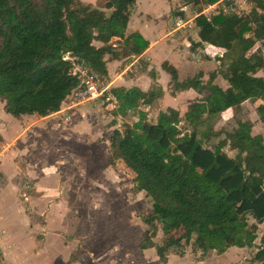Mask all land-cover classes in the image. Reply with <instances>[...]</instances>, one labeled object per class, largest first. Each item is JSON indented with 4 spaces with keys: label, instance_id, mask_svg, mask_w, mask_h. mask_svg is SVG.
<instances>
[{
    "label": "trees",
    "instance_id": "obj_1",
    "mask_svg": "<svg viewBox=\"0 0 264 264\" xmlns=\"http://www.w3.org/2000/svg\"><path fill=\"white\" fill-rule=\"evenodd\" d=\"M219 1L180 0L197 14ZM249 2V11L242 16L221 10L194 18L200 43L225 52L239 49L234 59L216 58L227 89L210 81L202 85L200 75L178 82L176 69L161 64L173 89L207 91L206 97L187 105L182 121L188 131L178 127L177 111L168 109L156 123L139 111L136 122L110 133L111 161L128 175L131 190L143 192L150 201L139 248L154 246L152 239L160 226L167 236L155 248L161 262L181 232L196 231V248L202 255H220L231 247H251L257 239L256 225L264 223L263 138L251 134L250 121L238 122L210 147L206 143L218 132L201 129L206 119L264 95V57L256 61L247 57L256 44L264 50V0ZM134 4L135 0H96L93 5L82 0H0V99L5 113L19 118L59 111L79 82L71 74L72 62L63 59L66 54L102 81L107 77L106 56L142 54L148 43L137 33L126 34ZM109 92L119 116L151 104L162 94L154 84L146 93L122 87ZM115 126L113 122L111 127ZM226 146L236 152L234 157L223 151ZM251 262L264 264V231Z\"/></svg>",
    "mask_w": 264,
    "mask_h": 264
},
{
    "label": "crops",
    "instance_id": "obj_2",
    "mask_svg": "<svg viewBox=\"0 0 264 264\" xmlns=\"http://www.w3.org/2000/svg\"><path fill=\"white\" fill-rule=\"evenodd\" d=\"M88 3L93 4V2ZM175 8H178L177 15L171 13ZM186 9L187 6H183L180 0H161L154 3L153 1H146L143 6L142 3L135 0L129 16L126 34H139L148 43V47L138 56L121 59L105 57L107 60V77L102 83L104 92L96 100L112 101L115 104L114 106L117 107L115 99L109 92L112 88H136L146 93L154 84L162 93L161 96L154 99L151 104H142L138 108L128 111L136 110L137 114L139 111L144 112L146 119L150 123H156L147 118L149 116L148 111L151 109L159 110L162 113L167 112L168 109H173L183 119L187 105L192 101H199L206 97L207 91L204 90L199 93L191 88L173 89L169 74L162 69L161 64L163 62L169 63L176 69L178 82L200 75L199 80L202 85H206L210 81L213 85L223 90L228 88V83L221 76L219 62L216 60L217 57L223 56L224 50L206 43H200L199 38L181 35L180 29L177 30L175 28L174 22L177 18L181 17L182 19L184 17ZM194 18L195 16L191 20H194ZM262 52L264 53V50ZM251 53L248 52L247 57H250ZM261 103L264 104V95L251 104L258 106ZM73 107L74 104L67 106L65 109L61 108L56 113L46 117L37 115L19 117L23 118L24 121H34L35 116H37L41 122L51 123L50 133L52 135L50 134L51 137L45 140V142L48 141V147L46 145L42 148L37 146V150L39 149L40 151H37L35 155L33 154V160H29L27 164L26 174L30 177V181H26L25 184L29 183V189H26L24 184L22 187L23 191L19 190L17 185L9 181V177L13 174L16 167L15 159L18 152L13 150V153L5 161L3 170L0 166L3 180H6L5 182H0V220L4 219V225H2L0 230V250L5 264H111L110 262L114 263L116 260H130L128 258L109 259L108 245L87 239L92 234L90 220L93 191L92 180L84 178L85 181L80 183L69 175L70 169L73 170L75 168L72 165L75 156L84 157L89 165L95 164L99 166L102 164L101 161L104 154L101 155L98 149L100 144L103 150L102 153H105V160H109L108 146L110 135L106 136L102 142H98L95 139L99 136V131L92 137L87 136L85 141L87 143L85 147L86 156L70 154L67 156L68 159L60 156L62 161L55 162L54 160V156L57 154L55 150L58 149L62 140L68 141L67 138L71 140V133H68V131H71V127L76 124L73 123L74 120L75 122H78V120L84 121L80 117H73L68 120V117H70L69 113H71L69 111H72ZM225 111L231 112L233 110L227 109ZM2 112L7 128L4 125H0V132L5 128L4 139L6 137L10 139L19 130L16 124L19 118L13 117L14 119H9L4 113L5 111L2 110ZM57 118H63L64 121L63 128L59 132L62 134L61 136H58L56 132L55 123ZM13 122L15 124L14 128L11 127ZM182 122L180 120V124ZM44 128L46 127L43 126ZM20 137L21 135L18 139ZM23 153L19 152V154ZM48 154L52 157L51 162H45V157ZM43 159L44 163L48 165L47 167L44 166L43 162L39 163ZM60 166L67 167V183L63 185L62 178L59 176ZM32 167H35L34 171ZM102 178L98 179L100 186L105 184L104 180L106 178ZM53 186L55 190H53ZM50 189L54 192H50ZM18 190L22 191V193H19ZM31 190L35 191V197L29 194ZM73 194L76 199H74ZM69 198L74 199L75 210L69 209ZM80 206H82V209H78ZM78 213H80V217ZM76 219L79 220L83 227L79 231L74 232L66 230V227ZM87 225L88 229L85 230ZM66 234L82 235L83 240L80 241L82 238L78 237V239L73 238L67 242L64 239ZM112 250H116V247ZM227 251L220 255H226ZM209 253L212 252H208L204 256L206 257ZM214 254L216 253L214 252Z\"/></svg>",
    "mask_w": 264,
    "mask_h": 264
},
{
    "label": "rangeland",
    "instance_id": "obj_3",
    "mask_svg": "<svg viewBox=\"0 0 264 264\" xmlns=\"http://www.w3.org/2000/svg\"><path fill=\"white\" fill-rule=\"evenodd\" d=\"M82 1L84 3L93 2V4L96 2V0ZM138 1L142 3L143 6V3L146 1H153L154 3L155 1L161 0ZM240 7H242V5L237 7V9H242ZM249 9L250 6L248 7V11ZM243 11L247 12L245 9ZM171 13H173V15H177L178 8H175ZM195 14H197V11L191 6H187L182 20H191ZM192 24L194 25V20H192ZM195 31V26L192 28L185 27L179 30L181 35H190L198 39ZM238 51L239 49L237 47L229 52L224 51L223 57L234 59L238 55ZM262 51L263 50L260 45L256 44L249 51V53L252 52L250 55V60L256 61L261 59L264 54ZM256 57L258 58L255 59ZM219 70L222 71V68L219 67ZM221 73L222 72H220V74ZM101 82L103 83L104 80H101ZM71 96L73 95L70 94L65 99V101L61 104L60 109H65L67 106H72V103L75 102L72 111H69L71 113H69L70 117H68V120L72 119L73 117H80L81 120L84 121L78 120V122H75L74 120L73 123L76 124L71 127V131L69 130L70 132L68 131V133H71V140L68 138V141H65V139L62 140L58 146V149L55 150L57 153L54 156L55 162L62 161L60 156H63L64 159H68L67 156L70 154L86 156L85 147L87 146V143L85 141L87 136L92 137L97 133V131H99L100 134L95 139L98 142H102L106 136L110 135L112 129L119 128L122 124L132 125L138 119V114L135 112L136 110L127 111V113L124 116H120L122 117L120 118L117 114V107L114 106L115 104L112 101L94 100L91 102L80 103L76 102V97L73 96L71 98ZM3 107L4 102L0 99V125H4L7 128V123L4 120V114L2 112V110L4 111ZM156 109H158V107H156ZM229 109H232L233 111H223L222 113L216 114L204 121L203 125L201 126L202 130L208 128L212 129V132H218V134L210 136V140L205 146L211 147L216 145L225 138L226 133L232 132L237 127L238 122L246 121L252 122L251 133L261 135L264 140V104L261 103L258 106H254L250 102L247 103L246 101L236 108ZM160 113L162 112H159V110L156 111L151 109L148 111L149 116L147 118L150 121L157 122ZM6 115L9 117V119H14L9 114L6 113ZM34 119V121H24L23 118H19L16 122L17 128L19 127V130H17V132L13 134V137L10 139H7V137L4 139L5 128L1 126L3 129L0 132V153L5 150V155L3 154L4 156L2 155L0 158V166L3 170L5 161L13 153V150L18 152V155L15 159L16 167L14 166V172L9 177V181L12 182V184L17 185L19 190H22V187L26 181H30V177L26 174V167L28 166L27 164L29 160H33V154L35 155L37 151H40L39 149L37 150V146L39 148L44 147V145L48 147V141L45 142V140L49 139V137L52 135L50 133L51 123L48 124L46 122H41L40 118L37 116H35ZM179 119L182 120L180 117ZM56 121V132L58 136H61L62 134L59 132L63 128V118H57ZM113 122L116 123L115 127H111ZM11 124V127L14 128V122ZM43 126L46 128L43 129ZM178 127L182 131H188L187 126L183 122L181 124L179 123ZM20 135L21 137L18 139ZM98 149L100 150L101 155L104 154L102 158L103 160L101 161L102 164L99 166H96L95 164L89 165L87 164V160L84 157L82 158L80 156H75L73 158L74 162L72 164L75 166V168L73 170L70 169L69 175L71 178L77 179L80 183L85 181L84 178H89L92 180L91 184L93 186V191L90 217L92 234L87 239H90L96 243L102 242L104 245H108L109 259H130L121 261L116 260L114 263L110 262L111 264H252L251 259L253 258L254 253L259 246V237L264 231V223L256 225L254 232L257 235V239L251 247H231L229 249L233 250H228L226 255L224 254L220 256L212 252L205 257L201 254V251L196 248V231H192L191 235L181 232L177 234V241L165 251V262H161L156 254V251H154L155 248L157 246H161L167 238V236H164L160 226H158L155 237L152 239L154 246L144 249L143 253V251L138 248V244L143 239V232L147 229V226L143 223V218L151 212L150 201L143 192L134 193L131 190L132 184L128 175L122 170L118 163L111 161L109 153V160H105V153H102L103 150L101 144ZM223 151L226 152L230 157H234L236 153L235 151L230 150L228 146L224 147ZM19 152L24 153L19 154ZM51 159V155L48 154L45 157V162H51ZM41 162L44 163V159L39 163ZM44 166L47 167L48 165L44 163ZM32 169L34 171L35 167H32ZM66 170V166H60L59 176L62 178V185L67 183ZM102 177L104 179L106 178L104 180V186H100V182L98 180ZM5 181V179L3 180V174L0 172V182ZM53 190H55V187ZM53 190L50 189V192H54ZM22 191H19V193H22ZM29 194H32L33 197L36 196V193L35 191L33 192V190H31ZM73 197L76 199L74 194ZM74 199H68L70 201L68 206L70 210H75L76 208L73 201ZM79 208L82 209V206L78 207V209ZM78 215L80 217V213H78ZM6 217H8V215H6ZM249 223H253V221L249 219ZM2 225H4V219L0 220V230L2 229ZM82 227L83 225H81L79 220L76 219L72 221L68 227H66V230H72L74 232L79 231V229ZM87 229L88 225L85 226V230ZM81 236L82 235L77 234H66L64 239L68 242L73 238L78 239V237ZM186 237L189 239L187 244H185ZM82 240L83 238L80 239V241ZM114 247H116V250H112ZM180 247H184V249L181 250Z\"/></svg>",
    "mask_w": 264,
    "mask_h": 264
},
{
    "label": "built area",
    "instance_id": "obj_4",
    "mask_svg": "<svg viewBox=\"0 0 264 264\" xmlns=\"http://www.w3.org/2000/svg\"><path fill=\"white\" fill-rule=\"evenodd\" d=\"M241 5L242 7L240 8L242 9L239 8L237 9V7ZM250 5L251 4L249 0H220L215 4L203 7L202 11L199 14H195V17L201 14L205 16H210L212 14H216L220 12L221 10L224 12H229L236 14L238 16H242L247 14L248 7ZM243 8L247 10V12H244ZM174 26L177 30H179L185 27L192 28L194 25L192 24V20L185 21L182 20L181 18H177L176 21L174 22ZM63 59L72 62L71 74L75 76L79 81L77 88L71 93L74 97H76V102H80V103L91 102L102 96L104 92V87L102 85L101 80L97 77L95 73L91 72L86 66L76 64L74 62V58L69 57L68 54L64 55ZM73 96H71V98ZM74 103L75 102H73L72 104ZM4 151L5 150H3L0 153V158L4 154ZM25 188L26 189L30 188L29 183L25 184ZM0 264H5L1 250H0Z\"/></svg>",
    "mask_w": 264,
    "mask_h": 264
}]
</instances>
